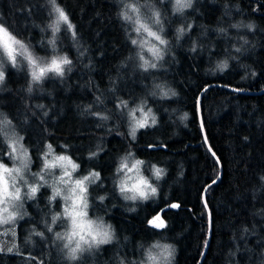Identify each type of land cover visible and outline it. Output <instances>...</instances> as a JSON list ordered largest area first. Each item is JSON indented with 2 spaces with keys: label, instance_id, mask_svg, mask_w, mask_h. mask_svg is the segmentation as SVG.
<instances>
[{
  "label": "trees",
  "instance_id": "obj_1",
  "mask_svg": "<svg viewBox=\"0 0 264 264\" xmlns=\"http://www.w3.org/2000/svg\"><path fill=\"white\" fill-rule=\"evenodd\" d=\"M134 2L144 14L152 7L161 14V34L169 41L162 67L147 72L139 68L138 47L131 43L136 39L133 25L120 17L125 7L121 0H57L76 32L73 39L62 24L57 33L58 54L72 61L64 77L49 73L29 93L31 76L18 56L20 66L6 62L0 82V114L11 121L34 159L51 144L55 152L73 159L81 174H100L90 187V214L111 224L114 238L72 264H142L146 249L157 241L175 247L170 264H198L209 232L203 196L221 167L222 179L206 192L213 234L202 264H264V0H194L183 13L173 11L174 0ZM50 11L48 0H0V23L34 56L48 61L53 55ZM249 23L254 30L243 26ZM180 26L186 32L177 40ZM0 59L7 60L2 53ZM224 60L229 66L220 70L217 65ZM158 83L178 95L163 100L151 95ZM213 84L220 86L209 88L201 100L211 152L198 99ZM121 101L128 108L146 101L156 124L132 139L128 115L117 107ZM1 143L0 155L8 151L0 137ZM129 153L163 170L156 195L148 200L125 201L118 192L122 172L116 170ZM1 160L9 163L7 156ZM48 192L39 195L36 204H42L36 210L30 207L34 219L22 224L26 230L0 251V264L69 261L68 250H60L64 241L56 238V233H65L64 218L54 227L52 223L64 204L60 198L46 200ZM157 215L164 228L149 223ZM28 238L48 247L35 251Z\"/></svg>",
  "mask_w": 264,
  "mask_h": 264
},
{
  "label": "snow or ice",
  "instance_id": "obj_2",
  "mask_svg": "<svg viewBox=\"0 0 264 264\" xmlns=\"http://www.w3.org/2000/svg\"><path fill=\"white\" fill-rule=\"evenodd\" d=\"M122 3L123 0H121ZM48 4L51 6L50 15H54V19L52 23L48 24V28L51 30V38L48 40V44L52 48L53 55L50 60L44 61L41 58H38L32 54L29 50L28 45H26L21 40L17 39L14 35H12L9 30L0 23V53L3 54L7 60L0 59V82H3L5 79L4 67L5 63H11L13 67H19L20 64L17 60V57H22L23 61H26V66L29 70V74L31 76V81L27 88L29 93L32 92L33 84H40L42 80L48 76L49 73L54 74L55 77L63 78L65 75V66L71 65L72 61L66 55H59L57 52L56 47V40H57V33L61 31V25H67V29L72 31L73 39L76 38V32L73 30L74 26L69 22V18L65 11L57 4V0H48ZM192 4L190 0H175V12L176 13H183L185 8H191ZM138 13L137 24L139 27L137 28V33H139L140 29L142 28L144 32L147 33L148 37H151L153 40L158 41L159 44H167V41L162 38L160 33H163L164 27L161 21V14L159 12L153 11V17L155 18L153 23L154 25L159 26L157 31H153L148 25L142 23L139 20V8L133 7L131 9ZM131 17L125 15V19H130ZM242 25H232V27L239 28ZM191 29V25H188V30ZM220 32H223L224 29H219ZM186 29L181 27L176 30V38L179 40L180 36H184ZM131 43L133 45L137 44L136 40H132ZM148 41H142V44H147ZM157 51L159 48L156 45L152 46ZM195 47L191 49V51H195ZM239 51V49H237ZM143 59V57H141ZM148 61H145V64H148ZM226 62H221L217 65L220 70L225 68ZM151 68H155V64L150 65ZM149 70L148 67H145L144 71L147 72ZM68 72H71L72 69L69 67L67 68ZM174 95V93H172ZM151 95L155 96V93ZM99 99V98H98ZM146 101H141L134 108H128L127 101H121L117 107H122L124 109H128L127 115L130 118V132L129 135L132 139L136 138V133L138 129H143L145 127L150 126L149 120L151 121V125H155L156 120L155 116L152 114L151 108L145 111ZM139 112L141 114L140 118L137 117L136 113ZM2 115V114H0ZM96 115H99L98 113ZM104 120H107V116L101 117ZM184 119H187V115L184 116ZM11 125V121L8 120L6 117L0 120V135H4L8 142V147L11 149L10 154H17L13 156V159L20 160L19 167L8 168L3 164H0V204L8 205L12 201H21V188L16 187L15 179L13 178V183L11 185L12 191L9 190V183L6 177H12L13 173L16 176L23 179L21 175L22 170L28 168L30 163V157L28 156V151L24 148L23 144L20 143L23 137L16 138L15 133L12 132L9 135L8 132L5 131ZM19 150V151H18ZM54 150L51 144L47 145V152L43 154L41 157L44 161L43 168L40 172L36 173L35 175L39 178L40 181L44 180L43 173L49 169H55L57 167L63 169V175L59 178V183L62 184H72V187L67 189V193L62 196V199L65 201L66 206L63 208L62 213H58L52 217V223L55 224L57 220H60L62 217L66 218L70 221L71 224V231L66 232L67 238L69 241L76 239L77 244L75 248H71L68 251V255L71 256L75 261L80 259V255L85 251H91L94 248H98L102 244H109L110 241L114 238V233L110 230H101L99 226L88 217V201H87V187L86 182L95 183L97 180L100 179V174L98 172H92L87 176H84L82 179H75L72 180V173H74L78 168L79 165L74 163L73 160L68 157L67 155H53ZM92 155H95L93 153ZM51 156L52 159L49 160L48 157ZM131 161V164L129 163ZM144 163V161L135 159L133 160L132 154L129 153L128 155L124 156L120 160L119 167L117 168V173L123 172L124 178L120 181V191L121 193H128L132 192L133 196L132 199L135 201L137 199L140 200H147L149 196H155L157 189L153 187L149 181L140 175V167ZM71 169V171H69ZM129 172H135L136 179L134 183L131 185L129 184V180L133 179L132 177L128 176ZM153 174L159 178L163 175V170L160 168H156L153 166ZM65 177L68 179L65 180ZM27 184V181H25ZM43 185L40 183H35L28 186V192L24 195L29 199H32L36 196L38 190ZM61 190L59 188H53V195L50 197V200H55L57 197H60ZM127 198V197H126ZM103 199V197H101ZM70 202V203H69ZM12 207L15 209L14 211H9L7 206L0 209V225L10 224L19 215L21 219H23L24 213L21 215L19 213V209L23 207V204H12ZM171 207L175 208L178 207L176 204H172ZM6 213V215H4ZM149 223L155 228H164L165 223L161 219L159 215H157L154 219L150 220ZM49 231H52V228L49 227ZM35 235L43 236V233H35ZM56 238L59 240L64 239V236L61 233H56ZM78 238V239H77ZM82 245L86 247H81ZM65 249H68V245H63ZM153 247H160V245H153ZM164 253L165 259H169L172 255V248L171 245H165ZM9 252L12 251V248L8 249ZM146 259L151 261L152 264H156V257L152 255L151 251L148 252Z\"/></svg>",
  "mask_w": 264,
  "mask_h": 264
},
{
  "label": "rangeland",
  "instance_id": "obj_3",
  "mask_svg": "<svg viewBox=\"0 0 264 264\" xmlns=\"http://www.w3.org/2000/svg\"><path fill=\"white\" fill-rule=\"evenodd\" d=\"M140 16L142 18L141 19L142 23L147 24L153 31H157L159 26L153 25L150 22L151 11H148L145 14L140 11ZM134 33H135V38L138 41L143 39V40H147V41L155 44L157 47H160V48L164 47V46L160 45L158 41H155L151 37H148L146 32L137 33V32L134 31ZM144 55H145V58H149V54L146 51H145ZM158 67H162L161 66V62L159 63ZM148 109H149V107L146 106L145 107V111H147ZM151 110H152V113L154 115H156L152 108H151ZM127 111L128 110L125 109V110H123V113L127 114ZM136 115H137L138 118H140V116H141V114L139 112H137ZM2 119H3V117L0 115V120H2ZM126 120L130 121L128 116H125V121ZM149 125L151 127L153 126V125H151V121L150 120H149ZM150 126L145 127V128H149ZM140 130L141 129H138L137 133ZM5 131L8 132L9 135H11L12 132H14L16 138L22 137L21 135H19L17 133L15 127L12 124L8 128H6ZM137 133H136V135H137ZM0 137L3 140L4 146H6V148H8V151H5L2 155H0V159H3V157L7 156L8 161H9V163H5V162H3V160H1L0 164H3L4 166H6L8 168L19 167L20 166V160L19 159H13V156L17 155V154H10L11 153V149L8 147V142H7L6 137L4 135H0ZM20 143H22L24 148H26L27 151H28V156L30 157L29 166H28V168L22 170L21 175L23 176V179H20V177L16 176L15 173H13L12 177H6V179L8 180L9 190L10 191L13 190L11 185L13 183V178L15 179L16 187L21 188V197H22V199H21V201H12L8 205L0 204V209H2L3 207L7 206L9 208V211H14L15 209L12 207V204L19 205V204L22 203L23 207L19 209V213L21 215L26 213V215H23V219H21L20 216L18 215L17 218L15 219V221H13L12 223L0 225V251H3L6 248V246L12 241V239H14L15 236H18L21 233V231L26 230V227H24L22 225L23 223H26V221H30V220L34 219V214L31 212L30 207H32L34 210H36L42 204V202L40 204H36V202H37V200L39 198V195L42 194V192L44 190H49L50 191V193L48 192L47 196L45 197L46 200H48V199L50 200V197L53 195V188L54 187L55 188H59L61 190V194L62 195L60 197H57V198H60L62 200V203L64 204V207H65L66 204H65V201L62 199V196L67 193V189L68 188L72 187V184H70V183L66 185V184H62V183L58 182L60 176L63 175V169L59 168V167H57L55 169L46 170L43 173L44 180L40 181L39 178L35 174L40 172L41 169L43 168L44 161L41 158L43 155H41V157H39L38 159H34L32 157V155H31V151L25 146V143H24L23 139H22V141H20ZM2 147H3V144L1 143L0 144V154H1V150H4ZM53 155H66V154H59V153L54 151ZM1 156H3V157L1 158ZM48 159L51 160L52 157L49 156ZM133 160H135V159L133 158ZM142 161H144V160H142ZM73 162L76 163L74 160H73ZM129 163L131 164V161ZM153 166L158 168V166L151 165L148 161H144V163L140 167V175H142L144 178H146L149 181V183L153 187H156V189L158 190L157 186H158L159 181H156L154 179V177H153ZM69 171H71V169H69ZM124 175L125 174L122 172L120 179L124 178ZM135 175H136L135 172H129L128 173V176L132 177V178H134ZM84 176H87V175L81 174L80 166H79V168L74 173H72V180L82 179ZM67 179L68 178L65 177V180H67ZM25 181H27V184H25ZM129 182H133V179L129 180ZM35 183H40L43 186L39 188L35 198L29 199L24 194L26 192H28V190H29L28 186L32 185V184H35ZM93 184L94 183L86 182V187H87L86 196H87V201H88V208H87L88 217H87V219H90V220L97 219V218L92 217L91 214H90V208H91V205H90V187ZM150 197L152 198L154 196H149L148 199H150ZM137 200L144 201V200H140V199H137ZM4 215H6V213ZM54 226H56V224H53V227ZM62 230H64L65 233L68 232V231H71L70 221L68 219H66V218H64V222L62 223ZM22 239H26V238L22 237ZM28 240L32 244L31 248L33 250H35V251L42 252L43 248H47L48 247V243L47 242L42 243V244H39V243L34 244V243L31 242L32 239L28 238ZM168 245H171V244H168ZM171 248H172V255H171V257H169L170 262L172 260H174V255H175V247L173 245H171ZM62 249H63V251H62ZM95 249L96 248L92 249L91 251H85L84 253H86V252L92 253ZM60 250H61V252L63 254H65L66 251H67V249H65L64 247H60ZM84 253L78 254V255H80V258L84 255ZM46 262H47V264H59V263H57L55 261H47L46 260ZM73 262H75V261H66V262H63V264H72ZM39 264H46V263L42 261Z\"/></svg>",
  "mask_w": 264,
  "mask_h": 264
},
{
  "label": "clouds",
  "instance_id": "obj_4",
  "mask_svg": "<svg viewBox=\"0 0 264 264\" xmlns=\"http://www.w3.org/2000/svg\"><path fill=\"white\" fill-rule=\"evenodd\" d=\"M124 4H125V7L121 10L120 12V17L123 21L125 22H130L132 25H133V31L137 32V28L139 27V25L137 24V18H138V13L135 12V11H132L131 9L133 7H136V8H139L140 10V7L134 2V0H123ZM191 4L194 3V0H190ZM185 9H189V8H185ZM150 11H151V17H150V22L154 25L153 21H154V17H153V11L155 12H159V10L155 9L154 7L150 8ZM173 11L175 12V0H174V6H173ZM160 13V12H159ZM125 15L131 17L130 19H125ZM141 16H140V11H139V20L141 21ZM145 24V23H144ZM147 25V24H146ZM236 25H241V24H236ZM244 27H247L250 31L251 30H254V25L249 23L247 25H243ZM182 26L178 27L177 29L181 28ZM176 29V30H177ZM144 30L141 28L139 33H143ZM163 38V37H162ZM183 36H180L179 39H182ZM165 39V38H163ZM133 40H136L137 41V44L136 46L138 47V51L136 53V56L139 60V68H141L142 70L145 69V67H148L149 69H153L150 67L151 64H155L156 67L154 69H156L158 66H159V63L162 62L165 58V55H166V51L164 50V48H167L168 44H169V41L167 39H165L167 41V44H160L162 46H164V48H159V51H157L155 48H153L152 46L155 45L151 42L148 41L147 44H142V41H145V40H137V39H133ZM244 43H248L247 40H244ZM237 49H239V51H241L240 48H236V51ZM145 51L149 54V58H145ZM237 51V52H239ZM141 57H143V59H141ZM145 61H148L149 63L148 64H145ZM222 62H226V67L223 68V70H226L229 66L228 64V61L227 60H224ZM221 63V62H220ZM152 93H155V96L158 97L159 99H170L176 95H178V93L171 89L168 85H166L165 83H158L154 86V90L151 92ZM174 93V95L172 94ZM153 114V113H152ZM154 115V114H153ZM155 116V120L157 122V116ZM181 119L183 120L184 119V116L181 117ZM156 124V123H155ZM154 126V125H153ZM153 177L155 180L159 181L162 179V176L157 178L154 174H153ZM123 179V178H121ZM121 179H119L116 183H117V189H118V192L119 194L121 195V198L125 201H134L132 199V196H133V193L132 192H128V193H121L120 191V181ZM136 177L133 178V182H129V184L131 185L132 183H134ZM103 197V196H102ZM127 197V198H126ZM35 198V197H33ZM101 201H103L105 199V197H103V199H101V197L99 198ZM98 226L99 228L103 231V230H110L112 233H114V230H113V226L111 224H106L104 219L102 217H99L97 219H94L93 220ZM62 236H64V239H62V241H64V245H68L69 248L67 249L68 251L71 249V248H75L76 247V244H77V240L76 239H73L71 241L68 240L67 238V234L66 233H63L61 234ZM78 239V238H77ZM112 241H110L111 243ZM160 245V247H153V245ZM165 245H168V244H164V243H161L159 241L157 242H154L152 243L148 249H146L145 251V260L142 262V264H152L151 261H148L146 259L147 257V254L149 251H151L152 255L155 256L157 259H156V264H170V260L169 259H165V253H164V247ZM82 248L83 247H86L84 245L81 246ZM67 251V253H68ZM66 259H68L69 261H75L71 256H69L68 254H66Z\"/></svg>",
  "mask_w": 264,
  "mask_h": 264
},
{
  "label": "water",
  "instance_id": "obj_5",
  "mask_svg": "<svg viewBox=\"0 0 264 264\" xmlns=\"http://www.w3.org/2000/svg\"><path fill=\"white\" fill-rule=\"evenodd\" d=\"M214 86H217V87H218V86H220V85H218V84H213V85H210L209 87H206V88L202 91V93L200 94L199 99H198V113H199V118H200V122H201V125H202V130H203V134H204V139H205V142H206V144H207V146H208V148L210 149L211 152H212V149L210 148V145H209L208 139H207V137H206V135H205V131H204L203 124H202V116H201V109H202V108H201V100H202V97H203L204 93H205L209 88L214 87ZM222 87H224V88H226V89H228V90H230V91H232V92H236V93H238V94H252V95L257 94V93H252V92H250V91H244V90H239V89H233V88H228V87H225V86H222ZM214 157L216 158L215 155H214ZM220 170H221V171H220V175H219L218 179L215 180L213 183L209 184V185L206 187L205 192H204V196H203V200H204V203H205V205H206V208H207V211H208V215H209V232H208V238H207V242H206V245H205V248H204V252H203L202 257H201V259H200V261H199L198 264H202V263H203V261H204L206 255H207V252H208V250H209V247H210V244H211V239H212V234H213L212 216H211V213H210V209H209V207H208V205H207V201H206V192H207L208 188H210L211 186H213V185H215V184H218V183L220 182V180L222 179L224 171H223V168H222V167H221Z\"/></svg>",
  "mask_w": 264,
  "mask_h": 264
}]
</instances>
